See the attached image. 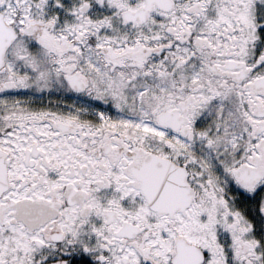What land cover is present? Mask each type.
<instances>
[{
	"label": "snow or ice",
	"instance_id": "obj_1",
	"mask_svg": "<svg viewBox=\"0 0 264 264\" xmlns=\"http://www.w3.org/2000/svg\"><path fill=\"white\" fill-rule=\"evenodd\" d=\"M0 264H264V0H0Z\"/></svg>",
	"mask_w": 264,
	"mask_h": 264
}]
</instances>
